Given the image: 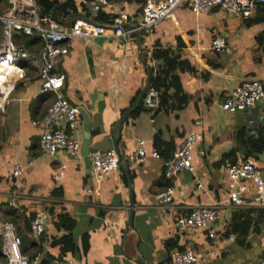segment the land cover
<instances>
[{
    "label": "crops",
    "instance_id": "1",
    "mask_svg": "<svg viewBox=\"0 0 264 264\" xmlns=\"http://www.w3.org/2000/svg\"><path fill=\"white\" fill-rule=\"evenodd\" d=\"M6 2L9 5L3 3L0 12L11 6L9 0ZM85 2L74 0L77 10ZM140 8L139 0H109L104 13L112 17L120 12L129 14L131 19L124 23L129 28L139 16ZM56 12L64 18L58 9ZM72 19H66L64 24L69 25ZM110 33L108 30L104 35L75 39L69 52L59 57L56 70L65 74L64 96L88 115L90 150L114 149V139L122 138V156L126 157L134 193L132 226L125 233L129 192L127 178L124 183L120 168L97 179L82 156L69 157L64 150L48 155L40 150V122L55 94L41 90L35 69L25 63L24 77L10 83L0 96V221L13 219L25 242L23 246L40 243L46 253L57 257L59 245L51 246V238L65 231L56 223V216L67 214L75 222L71 232L77 249L62 262L140 264L134 260L140 256L149 264H170L172 250L188 248L211 264H253L259 255H264V208L239 207L251 210L246 215L249 228L242 241L237 240L230 228L233 209L225 212L216 226L218 230L233 232L234 239H229L226 231H220L214 239L202 229L178 233L173 221L194 204H211L224 198L222 159H243L245 152L246 158L253 157L246 146L247 139L252 137L248 132L250 129L264 132V99L258 103L262 118L256 120L244 110L230 112L220 106L247 79H259L264 88V7H255L249 20H243L218 7L197 14L183 5L160 21L151 33L134 32L129 39ZM18 35L15 42L20 44L22 39ZM219 35L225 37V46L214 51L210 48L211 40ZM25 36L26 48L38 50L39 37ZM156 44L179 53L195 67L192 71L177 72L187 100L181 109L170 112L143 105L134 118L136 97L147 78L146 65L153 74L151 51ZM127 109L132 111L116 137L112 130ZM191 130L200 134L192 149V170L169 179L164 174L167 160L149 153L155 146L154 135L172 141L175 148ZM82 133L83 122L81 141ZM140 139L145 141L146 158L131 165L129 156ZM60 163L65 164L64 175L55 181L53 171ZM14 164L25 167L22 191L29 196L18 208L9 204L7 195L10 183L6 176ZM196 182L202 185L201 189L196 188ZM169 185L181 186L182 194L176 195L169 205L157 206L156 194ZM54 190L60 196H52ZM25 207L31 212L39 207L51 208L39 242L32 240L25 229L22 216ZM83 234H87L85 251ZM57 263L61 262L53 264ZM0 264H5L1 256Z\"/></svg>",
    "mask_w": 264,
    "mask_h": 264
},
{
    "label": "built area",
    "instance_id": "2",
    "mask_svg": "<svg viewBox=\"0 0 264 264\" xmlns=\"http://www.w3.org/2000/svg\"><path fill=\"white\" fill-rule=\"evenodd\" d=\"M11 6L0 12V69L14 67L0 83V95L16 79L24 77V63L35 69L39 85L43 91H51L55 98L48 106L41 119L42 132L39 136V147L43 153L54 155L58 150H64L69 157L80 158L82 117L79 107L72 104L63 94L65 74L56 70V63L60 56L69 52L75 39L94 37L107 34L120 36L123 39L132 33H151L154 27L162 20L171 16L180 6H188L195 13H203L214 7L221 8L235 14L241 19L249 18L254 7L264 5V0H139L140 14L132 26L124 27L129 21V14L120 12L112 17L109 23H92L83 16H76L69 25L60 23L51 15L43 13L37 0H9ZM109 0H86V8L96 15L104 12ZM16 34L37 35L41 46L36 51H30L25 46L15 42ZM225 37L216 36L211 40L210 48L220 51L225 46ZM3 85V88H2ZM264 99L262 82L257 78H250L237 85L220 106L223 110L236 112L253 107ZM145 107H157L158 92L149 87L142 99ZM253 138L264 134L250 129L248 132ZM200 137L199 132L188 131L176 144L174 151L167 159L164 174L169 179L184 170H192V149ZM150 155L160 157L156 146H152ZM147 155L145 141H137L134 153L129 156L131 165L141 163ZM89 166L97 179H103L112 171L119 170V161L115 149L93 148L88 152ZM65 164H58L53 171V179L59 181L63 178ZM25 167L14 164L7 173L10 183L7 195L9 204L18 208L23 199L28 198L22 191V174ZM220 169L225 180V197L211 204L197 203L192 205L185 214L178 215L173 221L176 232L187 230H205L207 237L216 238L221 232H227L229 239H234L230 230H218L216 223L224 219V213L237 207L255 206L264 208V160L253 157L232 160L222 159ZM196 188L202 185L196 182ZM181 186L169 185L155 196L157 206H166L173 202L176 195L182 194ZM22 212L29 217V235L32 240L39 242L42 236L48 213L44 207L34 209L32 212L25 207ZM229 224L226 222V227ZM0 256L5 264H36L39 254L33 255L32 246L22 249L24 241L14 222L0 221ZM62 264H74L71 261ZM170 264H211L205 258H199L192 249H174L170 252ZM253 264H264V255H259Z\"/></svg>",
    "mask_w": 264,
    "mask_h": 264
},
{
    "label": "trees",
    "instance_id": "3",
    "mask_svg": "<svg viewBox=\"0 0 264 264\" xmlns=\"http://www.w3.org/2000/svg\"><path fill=\"white\" fill-rule=\"evenodd\" d=\"M0 2L4 3V5L8 6L9 4L6 0H0ZM37 3L41 7V11L50 15L52 7L58 3L56 0H37ZM264 7V5L260 6L257 4L255 7ZM254 7V8H255ZM58 12L61 13L64 18L71 19L76 16H83L86 18L93 19L98 23H109L112 15L106 14L104 12H98L96 15H93L85 6L82 4L81 9L77 10V7L74 3V0H68L65 4L58 8ZM245 20H249L245 19ZM251 22V21H250ZM22 40H20V44L25 47V42L23 41L25 36L24 34L18 35ZM15 40V39H14ZM17 40V39H16ZM151 59L154 61L153 74L151 78L150 87L155 89L158 92V106L156 110L170 112L177 111L182 108L184 103L187 100V96L181 87L179 77L177 72L183 71H192L195 69L194 66H191L190 63L179 53L172 51L168 47H163L156 44L151 51ZM143 109V104L140 102L138 106L133 110L132 116L135 118L139 112ZM155 113V110H152V114ZM154 145L157 147L160 157L165 160L169 159L174 150V144L172 141H164L158 134L154 135ZM117 144L120 149L121 154L123 155L124 143L122 141L121 136L117 138ZM249 155L260 153L264 149V135H260L257 138L249 137L246 143ZM226 155L225 157H227ZM126 158L125 156L123 157ZM123 182L126 183L125 174L122 172ZM52 196H60L57 190H54ZM47 213H51V208L46 209ZM251 210L242 209V208H234L232 210V219L230 228L231 231L236 233L237 240L242 241L247 234L249 228V222L247 212ZM264 215V210H263ZM23 216V223L26 230H29V217ZM11 221V220H10ZM13 221V219H12ZM56 223L60 227L64 229V233H59L56 236L51 238V246L59 245V254L57 257L52 256L51 254L46 253L43 250L42 245L40 243L34 244H25L22 249L28 248V246H32L33 251L30 254L31 259L33 255L39 254V260L36 264H53L55 261L62 262L65 260L67 256L73 254L76 251V245L72 238V228L74 227V220L68 216L67 214H58L56 216ZM15 224V223H14ZM42 236L40 237V239ZM87 234L82 235V248L85 251ZM167 247H170V243L167 242ZM58 264V263H57ZM61 264V263H59Z\"/></svg>",
    "mask_w": 264,
    "mask_h": 264
},
{
    "label": "water",
    "instance_id": "4",
    "mask_svg": "<svg viewBox=\"0 0 264 264\" xmlns=\"http://www.w3.org/2000/svg\"><path fill=\"white\" fill-rule=\"evenodd\" d=\"M68 0H64L62 2H58L56 3L52 9H51V16L56 19L57 21H59L60 23H64L66 22L65 18H62L60 15L57 14V9L62 6L63 4H65ZM85 19L89 22L92 23H96V21H94L93 19L90 18H86ZM139 42H140V36H139ZM147 67V78H146V82L144 84V86L142 87V89L140 90L139 94L136 97V105L138 106V104L142 101L145 92L147 91V89L150 87L151 84V78H152V68L149 65H146ZM1 96V95H0ZM81 117H82V122H83V133H82V141H81V147H80V153L81 156L85 162V165L87 167V169H89V159H88V152L90 150V124H89V118L88 115L86 114V112L84 110H82L81 108H79ZM132 110L131 109H127L125 110L120 117L118 118L112 132L113 134L116 133V137L119 135L120 133V129L121 126L123 124V121L129 116L130 112ZM245 113H250L252 119L256 120V117L258 118H262V114L259 112V105H255L253 107L247 108L244 110ZM256 112V115H255ZM246 117V115H245ZM247 119V117H246ZM114 149L116 151L117 157H118V161H119V166L120 169L124 172L126 178H127V187H128V192H129V210H128V217H127V222H126V227H125V233L128 232L129 228L132 226V221H133V208H134V193H133V187H132V177L130 174V170L129 167L126 163V160L123 158L120 149L118 147L117 144V139H114ZM253 158L255 159H259V160H264V149L257 154H252ZM247 157V152H245L243 159H245ZM134 260L136 262H139L140 264H149V262L147 260H145L144 258L140 257V256H135Z\"/></svg>",
    "mask_w": 264,
    "mask_h": 264
},
{
    "label": "bare ground",
    "instance_id": "5",
    "mask_svg": "<svg viewBox=\"0 0 264 264\" xmlns=\"http://www.w3.org/2000/svg\"><path fill=\"white\" fill-rule=\"evenodd\" d=\"M14 67H3L0 69V83L6 78L8 74L13 70ZM3 88V85H2Z\"/></svg>",
    "mask_w": 264,
    "mask_h": 264
},
{
    "label": "rangeland",
    "instance_id": "6",
    "mask_svg": "<svg viewBox=\"0 0 264 264\" xmlns=\"http://www.w3.org/2000/svg\"><path fill=\"white\" fill-rule=\"evenodd\" d=\"M3 6V3L0 4V7ZM1 31V30H0Z\"/></svg>",
    "mask_w": 264,
    "mask_h": 264
}]
</instances>
